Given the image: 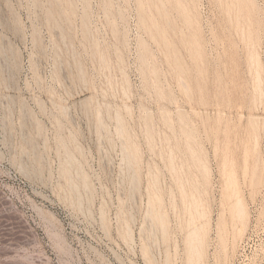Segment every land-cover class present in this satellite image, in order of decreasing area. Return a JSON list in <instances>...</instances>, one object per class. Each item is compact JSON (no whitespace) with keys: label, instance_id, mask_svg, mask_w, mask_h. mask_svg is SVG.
Returning a JSON list of instances; mask_svg holds the SVG:
<instances>
[{"label":"rangeland","instance_id":"rangeland-1","mask_svg":"<svg viewBox=\"0 0 264 264\" xmlns=\"http://www.w3.org/2000/svg\"><path fill=\"white\" fill-rule=\"evenodd\" d=\"M194 226L264 264V0H0V264H187Z\"/></svg>","mask_w":264,"mask_h":264},{"label":"bare ground","instance_id":"bare-ground-1","mask_svg":"<svg viewBox=\"0 0 264 264\" xmlns=\"http://www.w3.org/2000/svg\"><path fill=\"white\" fill-rule=\"evenodd\" d=\"M232 195L234 196V201H230L231 195H229V202H228L231 217L233 219L240 218L244 213L243 203H242L241 199L239 198L237 192L232 194ZM243 217H241V218H243ZM198 228L200 231L198 230ZM200 228L201 227L194 226L193 230L191 229L192 231L187 236V239H186L187 240L186 241L187 242V264H199L200 261L202 260L203 237H201V236H203V234L201 233ZM218 228H219V233L221 234V231L223 228L222 220L219 221V227ZM220 239H221V241H223L222 235H220Z\"/></svg>","mask_w":264,"mask_h":264}]
</instances>
